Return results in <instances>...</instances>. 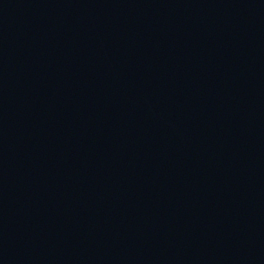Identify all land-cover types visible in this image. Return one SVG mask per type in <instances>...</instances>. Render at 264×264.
Instances as JSON below:
<instances>
[{
    "label": "water",
    "instance_id": "1",
    "mask_svg": "<svg viewBox=\"0 0 264 264\" xmlns=\"http://www.w3.org/2000/svg\"><path fill=\"white\" fill-rule=\"evenodd\" d=\"M0 264H264V0H0Z\"/></svg>",
    "mask_w": 264,
    "mask_h": 264
}]
</instances>
